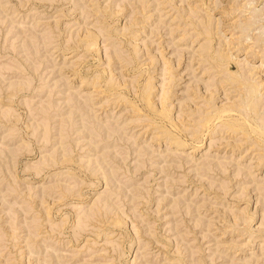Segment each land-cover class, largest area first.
Wrapping results in <instances>:
<instances>
[{
	"label": "rangeland",
	"instance_id": "374dc122",
	"mask_svg": "<svg viewBox=\"0 0 264 264\" xmlns=\"http://www.w3.org/2000/svg\"><path fill=\"white\" fill-rule=\"evenodd\" d=\"M263 132L264 0H0V264H264Z\"/></svg>",
	"mask_w": 264,
	"mask_h": 264
},
{
	"label": "bare ground",
	"instance_id": "6f19581e",
	"mask_svg": "<svg viewBox=\"0 0 264 264\" xmlns=\"http://www.w3.org/2000/svg\"><path fill=\"white\" fill-rule=\"evenodd\" d=\"M239 9V8H238ZM217 19V18H216ZM236 19V18H235ZM240 52H241V50H239L238 51V53L237 54H240ZM208 57V56H207ZM233 58H236V57H233ZM232 59V58H231ZM228 82V81H227ZM231 86V85H230ZM251 86V85H250ZM234 89V88H233ZM254 89V88H253ZM99 90V89H98ZM255 91V90H254ZM242 93V92H241ZM252 95V94H251ZM246 96V95H245ZM253 99V98H252ZM247 101V100H246ZM252 101V100H251ZM251 103V102H250ZM250 107V106H249ZM249 109V108H248ZM225 112V111H224ZM222 114V113H221ZM227 114V113H226ZM221 120V119H220ZM258 126V125H257ZM208 131V130H207ZM264 133V132H263ZM202 142V141H201ZM200 142V143H201ZM200 145H202V144H200ZM198 147V146H197Z\"/></svg>",
	"mask_w": 264,
	"mask_h": 264
}]
</instances>
